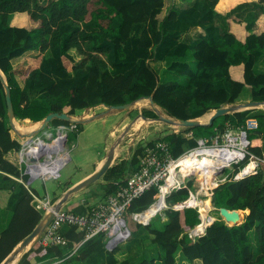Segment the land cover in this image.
Wrapping results in <instances>:
<instances>
[{"label":"trees","instance_id":"trees-1","mask_svg":"<svg viewBox=\"0 0 264 264\" xmlns=\"http://www.w3.org/2000/svg\"><path fill=\"white\" fill-rule=\"evenodd\" d=\"M167 3L166 15L160 19ZM17 14H27L26 26L13 24ZM262 17L264 0H193L186 9L175 0H0V193H9L7 206L0 204V264L46 214L38 195L26 186L29 176L23 174L20 152L28 138L10 124L5 83L14 117L25 126L26 122L43 123L53 113L72 118L80 110L99 106L112 114L124 111L112 107L132 104L128 111L133 112L141 100L150 97L154 106L142 109L145 119L158 120L162 115L176 122L199 121L221 107H237L245 89L252 90L254 102H264V74L255 71L264 56ZM194 28L201 32L197 43L181 42ZM30 51L39 54L13 64ZM72 51L78 54V62ZM189 56L196 61L195 70L187 63ZM157 60L167 62L169 71L188 76L189 81H162L151 64ZM251 112L236 111L212 125H176L149 144L164 140L173 156L179 157L185 149L197 146V139L222 133L228 125L244 127L247 119L255 118L258 130L249 131L248 138L259 136L263 145L249 147V151L264 160V114ZM72 125V120L57 118L48 123L51 127ZM75 125L69 143L83 130V125ZM188 133L193 137L186 138ZM143 150L139 144L130 161L113 163L101 178L103 190L91 191L96 199L104 200L125 183ZM248 162L249 157L235 166L229 181L212 191L216 208L244 214L239 225L229 226L219 219L204 236L192 238L189 232L200 223L198 210L168 209L160 226L152 221L144 227L151 242L133 261H119V247L107 249L105 235L85 241V232L66 227V247H43L37 239L22 253L19 264L34 260L44 264H178L179 259L191 264H264V162L256 174L232 180ZM156 192L152 189L135 200L129 214L147 210ZM188 196L186 189L176 191L167 204L171 207ZM88 204L68 203L65 209L83 214Z\"/></svg>","mask_w":264,"mask_h":264},{"label":"built area","instance_id":"built-area-1","mask_svg":"<svg viewBox=\"0 0 264 264\" xmlns=\"http://www.w3.org/2000/svg\"><path fill=\"white\" fill-rule=\"evenodd\" d=\"M258 126V121L254 118H249L244 127L234 128L228 125L222 133H217L210 138L197 139V146L185 149L179 157L173 156L166 141L158 140L149 144L150 141L143 134L138 141V145L143 144V153L138 157V164L132 166L125 183L104 200L89 203L83 214L73 213L64 208L55 213L54 219L39 238L40 245L47 248L54 246L64 248L68 245V240L63 235L64 228L76 227L85 232V241L99 234L105 235L108 249H114L119 243L125 242L133 235V230L127 221L128 216L134 223L146 227L168 209L181 211L200 208L199 204L193 203L200 200V197L195 187L189 185L192 178L199 177L201 190L205 189L207 196L210 197L209 192L212 194L215 188L229 181L230 172L247 157H249V164L240 169L232 180L237 181L258 172L259 164L264 160L250 153L251 142L248 140V132L257 130ZM75 127L76 125L71 128H59L56 138L47 134L50 141L43 137L28 141L20 152L21 164L26 167L25 174H29L32 179L44 177L42 180H57L61 170L49 177L35 174L42 169L43 164L47 163V167L50 168L52 163L59 159L61 153H68L63 140ZM185 137L192 138L193 134H185ZM41 143L45 145L39 148L37 144ZM59 145L62 151L58 148ZM30 155L33 157L31 158ZM186 160L195 168L183 167ZM250 164H254V167L245 172ZM228 170L230 172L226 173ZM152 189H156L157 192L154 195L155 201L149 209L129 214L132 203ZM183 189L188 191L189 196L182 202L168 206L167 199L172 193ZM36 198L43 205L46 213L53 211L54 202L50 196L44 198L36 196ZM153 208L156 212L146 217ZM200 213L201 223L189 232L192 238L204 236L214 222H211L208 217L207 226L203 231L198 232L197 228L203 224L201 210ZM76 251L74 250L69 256L74 255Z\"/></svg>","mask_w":264,"mask_h":264},{"label":"crops","instance_id":"crops-1","mask_svg":"<svg viewBox=\"0 0 264 264\" xmlns=\"http://www.w3.org/2000/svg\"><path fill=\"white\" fill-rule=\"evenodd\" d=\"M243 1H245V0H243ZM246 1H253V0H246ZM175 2H176V5H178L180 8L186 9V8L192 6L193 0H175ZM237 2L239 3V1H236V3ZM169 5H170L169 3L166 4V8L164 9L163 13L159 17L160 19H162L166 15V11H167ZM233 7L234 6H232L231 8H233ZM220 11H228V9L220 10ZM13 24L18 26V27L26 26L27 14H17L15 16ZM200 34H201V32H200L199 28H194L189 33L184 35L180 41L187 43V44H191V45L195 44V43H197ZM38 54H39L38 51L27 52L25 54V56L17 59L16 65L21 63L25 57L37 56ZM184 58H186V57H184ZM184 58H180V60H182ZM187 63H188L191 70H195L196 61H194L190 56L187 57ZM151 64L155 68V70L158 72V74L160 75L162 81L176 80L182 84H186L189 81L188 76H182V75H179L173 71H169L167 62H165V61L157 60V61L152 62ZM255 71L257 74H264V56L255 65ZM236 74L239 75L241 73L239 71ZM142 101H147V99L141 100V102ZM252 101H253L252 90L251 89H245L240 94L239 98L236 101V104H237V106H240V105H244L248 102H252ZM106 110H107V108H105L103 106H99L97 108H93L90 110H80L76 113V115L74 117L71 118V120L73 122L72 126H74L75 124H81L84 127L83 131H81L79 133L78 138H77L79 140V144H74L72 146L73 149L74 148L77 149V147H78L79 150L81 149V152H83L82 148L87 149V151L90 148H93V149L97 148V149L95 150V152H93V154L91 156H87L81 152L79 153L78 151L74 152L75 153V156H74L75 157V163L72 167V170L68 171V167H66L68 163H66L62 167L61 172H60V177L57 180L53 181V180H42V179L33 180L32 179V181H30V185L28 187L29 188L31 187L33 189V191L36 193V195H38V197L44 198V197L50 196L52 199L56 200V202H59L61 200V198L67 192V191H64L65 181H71V183H72L71 185H77V184L81 183L82 181L88 179L89 177L93 176L96 173V171L101 167V165L105 162L106 155L109 153L110 149L113 147L112 146L113 144H112L111 148H109V150H108L107 147L109 145V142H111L114 138H116V134L121 132L123 130V128H125L126 126H129V125H130V127L135 128V125H136V127L140 126L141 123L144 124V122H146L147 120L155 122V120H153V119H145L142 116V114L139 115V113H137L133 117L130 116L128 113H126V117H123L124 115L123 116L118 115L120 112H117L114 114H107ZM245 110H247V109H239L237 111L242 112ZM251 114L256 115V111H252ZM209 115H212V113ZM209 115L201 118L199 120V122L201 124H208L210 117H211ZM139 118H142L143 120H141L140 122L137 123V120H139ZM105 123H107V127H106L107 130L110 131V137L105 142H103V143L92 142L94 140L91 139L90 135H86L85 138H87V140L81 141L84 138V137H82V136H84V134H82V133L86 129L88 130V128L96 127L98 125H103ZM16 124H17V127L19 128V129H17V131L19 130L20 134L31 135V134L36 133V136L42 135V133L39 132V129H40L42 123L32 124V123L26 122V124H29V125L24 127L25 129H27V131H23V132L20 131L22 128L21 122H19L15 119V128H16ZM46 128H47V132H49L51 135L56 136L58 134L59 127H51V126L47 125ZM68 128H70V127H68ZM169 132L170 131H167V132H165L161 135H158V136L165 137ZM86 134H88V133H86ZM88 136H90V137H88ZM251 143H252L253 147H262L263 140L261 137L257 136V137L252 139ZM86 144H87V146H86ZM70 158H71V156H70ZM71 160L72 159H70V161ZM117 160H119V159H118V152L116 150L114 162H116ZM83 166H85L84 168H86V171L82 172L81 174H77V171H79ZM91 193H90V191L84 192L83 194L82 193H76L69 198L67 205H68V203L80 204L82 202H85L86 200L88 202L90 201L91 203L98 201V199L91 201L92 198L90 199V198L86 197V196H88V194H91ZM2 194H4L6 196V201H4V204H2V201L0 200V204L2 207H6L8 204L9 193L8 192H1L0 193V199H2V197H1ZM59 197H61V198H59ZM20 256L21 255H19L17 258H15V260L12 263L16 262V264H18V261H19L18 258H20ZM32 264H44V263H37L34 260V261H32Z\"/></svg>","mask_w":264,"mask_h":264},{"label":"rangeland","instance_id":"rangeland-1","mask_svg":"<svg viewBox=\"0 0 264 264\" xmlns=\"http://www.w3.org/2000/svg\"><path fill=\"white\" fill-rule=\"evenodd\" d=\"M236 1L241 2L243 0H236ZM261 21H264V17L261 18ZM71 55H73V57L77 60V62L79 61L78 60L79 59L78 58V54L76 53V51H72ZM16 61H17V59L13 61L14 65H16ZM252 102H254V101H252ZM248 103H250V102H248ZM149 104L150 103L148 101H142V102L140 101L139 104L134 107V111L133 112H130V111H128L129 109H127V110H124V111H120V113L118 115H122V116L124 115L123 117H126V113H128L132 117L135 116L137 113H139V115H140L142 113V109H148L149 108ZM247 110L256 111V115L264 114V107H252V108H248ZM112 114H114V113H112ZM209 116H211V115H209ZM141 120H143V119L139 118V120H137V123L140 122ZM202 125H205V124H202ZM21 127H22L21 130H20L21 132L27 131V129L24 128L25 125H23ZM96 127L88 128V130L86 129L82 133V134H84V136H82L84 138L81 141L87 140V138H85L86 135H90L91 136V139L94 140L92 142H101V143L105 142L110 137V131H108L107 128H106L107 127V123H105L103 125H98ZM174 127H176V125L168 124V123L163 122V121H161L159 119L155 120V122L147 120L146 122H144V124L141 123L140 126L136 127V125H135V128H132L129 125V126H126L125 128H123V130L121 132L116 134V138H114L111 142H109V145H108L107 148L109 150V148H111L112 144H113L112 145L113 147L114 146L116 147V150L118 152V159H119V160H117L118 163L121 162V161H126V160L128 161V160L132 159V156H133V154H134V152H135V150H136V148L138 146V143H139L138 141H139L140 137L143 134L146 135V138L148 139V141L149 140L153 141V140H156L159 137L158 135H161V134H163V133H165L167 131H171L172 129H174ZM16 129H19L17 127V124H16ZM86 133H88V134H86ZM46 134H49V132H47V128L44 130V135L43 136H45L48 139H50V137H48V135H46ZM35 136H36V133L31 134V135L24 134L23 137H25L26 139L28 138L27 141L24 143V145L31 138H33V137L35 138ZM90 136H88V137H90ZM120 139H121V141L119 143ZM74 144H79V140L77 139L76 142H75V140L71 141L70 143L67 142V146H66V150H67V152H69V154L71 156V158L68 159L69 161L67 160L68 164H67L66 167H68V171L72 170V167H73V165L75 163V157H74L75 153L74 152H77V151L79 153L81 152V149L79 150L78 147H77V149L74 148L75 150L73 149L72 146ZM87 144H86V146H87ZM96 149L97 148H95V149L90 148L87 151V149H83L82 148L83 152H81V153H84L87 156H91L93 154V152H95ZM70 159H72V160L70 161ZM84 167L85 166H83L79 171H77V174H81L82 172H85L86 168H84ZM229 172H230V170H228L226 173H229ZM25 173H26V167L23 166V174H25ZM47 174L50 175L49 172ZM26 175H28V174H26ZM48 175H45V176L49 177ZM42 178H44V177H42ZM190 182H192V186L195 187V191L199 192L198 196L200 197V200H205L206 201V202H203V204L206 205L207 207H208V205H211L212 210L210 211L209 214L212 217H214V219H216V220L221 219V220L227 222L229 225H233L234 224V223H229L226 220V216H223L221 214L220 209H217L213 205L212 197H211L212 194H210V192H209V196L210 197H208L207 193H206V190L205 189L201 190L199 177L192 178V180H190ZM64 184H65V188H64V191H65L67 186H70L72 183H71V181H65ZM101 185L102 186L104 185L103 182H102V179L99 180L97 184H93L92 188H86V190L83 189V190H81L78 193H82L83 194L84 192H89V191L91 193L92 190L102 191L103 188H101L102 187ZM74 186H76V185H71L68 190H70ZM68 190L66 189V191H68ZM1 197H2V199H0V200L2 201V204H4V201H6V196L4 194H2ZM86 197H88L90 199L92 198L91 201H94L97 198L92 193L88 194V196H86ZM59 198H61V197H59ZM86 203H91V202L90 201L88 202L86 200L85 202L80 203V205H84ZM198 209H199V211L201 210V205H200V208H198ZM239 217H240L241 221H244V214L243 213H240ZM165 220H166V214L164 212V214L161 213L159 216H157L155 219H153L152 224H155L156 226H160L161 223L164 222ZM127 221L129 223L130 227L132 228V230L134 231V233H133V235H132V237L130 239L126 240L125 242L119 243L117 245V247H119V253L117 254V258H118L119 261H122V260H124L126 258L131 259L133 261L134 259H136L137 257H139L141 255V253L143 252L144 248L146 246L150 245V242H151V237L152 236L148 233V231H145L146 228H144V226L139 227L138 225H136V223H134L132 221L130 216L127 217ZM18 259H20V258H18ZM12 264H16V262H14ZM18 264H19V261H18ZM178 264H191V263L179 259ZM194 264H201V263L200 262H196Z\"/></svg>","mask_w":264,"mask_h":264},{"label":"water","instance_id":"water-1","mask_svg":"<svg viewBox=\"0 0 264 264\" xmlns=\"http://www.w3.org/2000/svg\"><path fill=\"white\" fill-rule=\"evenodd\" d=\"M3 81L5 83V80H3ZM5 88H6V100H7V106H8L9 121H10V124L13 127H15L14 108H13V104H12V100H11L10 88L8 87V85L6 83H5ZM148 101L150 102V104L152 106H154V101H153L152 97L148 98ZM131 107H132V104H127V105H123V106L112 107V109H114V110H127V109H130ZM252 107H264V102H250V103H246L244 105H240L237 107H233V106L221 107L220 109H217L212 113L208 125H212L214 120H216L217 118H219L221 116H224V115H227L230 113H234L239 109H248V108H252ZM157 112H159V110H157ZM55 118L61 119V120H66V121H71V118L66 114H59V113L50 114L46 117V119L42 123V125L39 129V132L43 131L46 128V126L48 125V123L52 119H55ZM159 120L166 122L168 124H171V125H182V126H186V127H196V126L202 125L199 121H193V120L176 122L173 119H170V118H168L166 116H162V115H160ZM120 141H121V139L119 140V143H120ZM63 143H64V145L67 144V137L63 140ZM115 153H116V147L114 146L110 149L109 153L106 155L105 162L96 171V173L93 176L89 177L88 179L77 184L76 186H74L70 190H68L66 192V194L61 198V200L54 204L53 211H50V212L45 214L41 223L35 228V230L29 236H27L25 239H23V241L19 244V246L15 250V252L7 260H5L3 262V264H11L15 260V258H17L19 255H22V253L26 249H28L37 239H39L41 237V235L44 233V231L46 230V228L49 226L51 221L54 219L55 213L59 212L67 204V202L71 196L80 192L83 189L90 187L91 185H93L96 182H98L99 180H101V178L107 173V171L113 165V162L115 159ZM30 181L31 180L28 181V183H27L28 185H30ZM220 211H221V214L223 216L226 215L228 217V215H229V217H231V219H233V223H234L233 226L239 225L242 223V221L240 220V217H239V214H240L239 211H236V210L230 211V210H227L224 208H221ZM200 218H202L201 215H200Z\"/></svg>","mask_w":264,"mask_h":264},{"label":"bare ground","instance_id":"bare-ground-1","mask_svg":"<svg viewBox=\"0 0 264 264\" xmlns=\"http://www.w3.org/2000/svg\"><path fill=\"white\" fill-rule=\"evenodd\" d=\"M45 144L44 143H41V144H37V146L40 148V146H44ZM58 148H61V146L59 145ZM57 149V148H56ZM62 150V148H61ZM60 150V151H61ZM33 154H36V153H33ZM30 157L32 158L33 155H30ZM70 158V154L69 153H61V155L59 156V159L56 160L55 162L52 163L51 167L48 168L47 167V163L43 164L41 167L42 169L39 170V172H37L35 175L36 176H45V175H48L47 173L49 172L50 175L52 174H55L57 173L58 171L61 170V168L69 161L68 159ZM68 160V161H67ZM189 167L190 169H194L195 166L193 164H189L188 161H184V166L183 167ZM254 167V164H250L245 172L249 171L251 168ZM48 175V176H50ZM203 202H206L205 200H196L194 201L193 203L195 204H199L201 205V211H202V214H203V224L200 225L198 228H197V231L200 232V231H203V229L207 226L208 224V217H210V220L211 222L214 221V217H212L209 213L210 211L212 210V207L211 205H208V207L206 205L203 204ZM156 212V209L153 208L150 212H148L147 216L146 217H150L152 214H154ZM226 216V215H225ZM226 220L229 222V223H233V219H231V217H228L226 216Z\"/></svg>","mask_w":264,"mask_h":264},{"label":"clouds","instance_id":"clouds-1","mask_svg":"<svg viewBox=\"0 0 264 264\" xmlns=\"http://www.w3.org/2000/svg\"><path fill=\"white\" fill-rule=\"evenodd\" d=\"M147 101H148V99H147ZM148 102H149V101H148ZM149 103H150V102H149ZM226 107H229V106H226ZM254 119H255V118H254ZM247 120H248V119H247ZM46 127H47V126H46ZM61 127H65V126H61ZM61 127H59V128H61ZM66 128H68V127H66ZM70 128H71V127H70ZM45 129H46V128H45ZM45 129H44V130H45ZM16 130H17V129H16ZM44 130L41 131V133H42V132L44 133ZM257 130H258V129H257ZM257 130H255V131H257ZM18 133L20 134V132H18ZM43 133H42L41 136H35V138H36V137L47 138V137L43 136V135H44ZM49 134H50V133H49ZM69 134H70V132H69L68 135H67V142H68ZM20 135H21L22 137L24 136L23 134H20ZM46 135H47V134H46ZM50 135H51V134H50ZM52 136H53V135H52ZM56 136H57V135H56ZM56 136H53V137L56 138ZM33 138H34V137H33ZM33 138H31L30 140H32ZM51 138H52V137H51ZM30 140H29V141H30ZM48 140L50 141L51 139H47V141H48ZM248 140H249V138H248ZM249 141L251 142L252 140H249ZM65 146H67V144H66ZM251 147H253V146H252V143H251ZM68 153H69V152H68ZM248 164H249V162H248ZM248 164H247V165H248ZM247 165H245V166H247ZM245 166H244V167H245ZM244 167H243V168H244ZM22 169H23V165H22ZM241 169H242V168H241ZM239 171H240V170H239ZM239 171H238V172H239ZM60 172H61V171H60ZM25 175H26V174H25ZM28 176H29V180L32 181L31 176H30L29 174H28ZM29 180H28V181H29ZM33 180H35V179H33ZM27 183H28V182H27ZM26 186L28 187L29 185L26 184ZM52 200H53V199H52ZM55 203H57V202H54V204H55ZM65 206H66V205H65ZM65 206L63 207L64 209H65ZM148 209H149V208H148ZM217 209H219V208H217ZM220 209H221V208H220ZM197 210H198V209H197ZM230 211H231V210H230ZM233 211H235V210H233ZM198 212H199V214L201 215V213H200L199 210H198ZM240 213H241V212H240ZM200 215H199V217H200ZM201 219H202V218H200V223H201ZM218 220H219V219H218ZM215 221H216V219H214V222H215ZM222 221H223V220H222ZM214 222H213V224H214ZM224 222H225V221H224ZM242 222H243V221H242ZM200 223H199V224H200ZM225 223H226L227 225H229L227 222H225ZM199 224H198V225H199ZM213 224H212V225H213ZM198 225H196V226H198ZM212 225H211V226H212ZM196 226H195V227H196ZM229 226H233V225H229ZM234 226H235V225H234ZM195 227H194V228H195ZM133 233H134V231H133ZM107 249H108V242H107ZM114 249H115V248H114ZM109 250H113V249H109Z\"/></svg>","mask_w":264,"mask_h":264}]
</instances>
